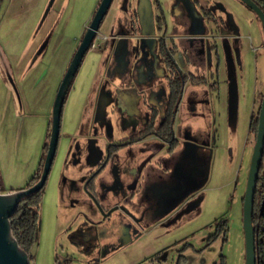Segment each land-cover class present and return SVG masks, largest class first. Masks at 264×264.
Returning <instances> with one entry per match:
<instances>
[{
    "label": "rangeland",
    "instance_id": "obj_1",
    "mask_svg": "<svg viewBox=\"0 0 264 264\" xmlns=\"http://www.w3.org/2000/svg\"><path fill=\"white\" fill-rule=\"evenodd\" d=\"M97 2L54 0L50 6L51 0H0V189L5 193L27 188L39 169L44 146L49 143L53 103L65 75L63 70L68 69V59L76 53ZM212 3L225 8V13L218 10L213 15L222 17L223 23L240 33L237 40L228 39L231 48L233 44L239 48L234 65L240 91L233 106L231 95L227 96L223 87L221 104L216 107L213 103L212 120L208 119L211 102L206 92H199L198 100L189 99L184 105L189 107L194 102L201 114L190 116L185 107L181 135L197 142L200 141L195 135L197 129L211 130L210 138L205 137L203 142L215 145L211 158L203 156L201 162L204 179L208 177L203 190L189 188L187 196L192 191L193 194L182 201L170 221L127 245L126 236L136 230L131 216L139 215L140 210L126 204L128 215L121 211V205L100 225L98 207L92 204L82 182L74 185L76 176L86 169L81 166L77 169L78 162L66 169V162L71 160L69 148L75 139L82 137L79 121L86 104L83 97L90 99L94 94V90H86L88 76L92 72L96 76L97 63L101 67L105 64V53L114 44L112 39L106 48L88 50L67 93L56 155L43 187L39 237L32 250L31 264H57V259L63 263L68 258L74 264H214L222 256L226 264H245L243 198L257 133V124L251 130V117L254 107L255 115L259 116L264 93V59L257 50L264 41V28L257 14L240 0H212ZM114 23L108 14L101 32L112 36V30H118ZM104 70L102 67L98 86L105 77ZM148 145L129 146L120 155L128 154V163L123 166L122 159L114 155L97 174L96 194L101 199L104 193L106 198L114 194L115 179L123 182V190L132 191L130 184L138 176L133 175L134 170L143 167L150 153ZM118 160L120 168L115 165ZM117 194L121 195V190ZM179 205L163 216L176 213ZM148 219L145 217L143 229L151 224ZM222 221L228 225L226 240L220 236L208 245L209 236ZM91 232L94 238L89 243L84 235Z\"/></svg>",
    "mask_w": 264,
    "mask_h": 264
},
{
    "label": "flooded vegetation",
    "instance_id": "obj_2",
    "mask_svg": "<svg viewBox=\"0 0 264 264\" xmlns=\"http://www.w3.org/2000/svg\"><path fill=\"white\" fill-rule=\"evenodd\" d=\"M180 1L182 4H179L183 5L186 9L192 10L194 8L192 1ZM197 2L200 3L202 9L201 2L198 0ZM122 8L130 10L128 5L122 6ZM221 18L215 17L213 14L210 17V20L216 25L214 29L215 35H213L216 38L213 41L216 40L218 45L215 47L211 45V41L206 35H193L189 37V27L186 29L185 34L174 37H177L179 41L178 48L181 47L182 42H188L191 47L195 45L199 46L197 48V55H199L203 47L208 44L209 49L213 47L217 50V55L224 57L225 64H228L230 68L228 77L230 75V93L232 102H234L237 96L234 55L235 52L239 51V48L236 47V44H233L234 48H231L228 39L234 37L237 40L239 36L236 29L233 26L232 28L231 25L223 23L224 21ZM131 21L130 23H126L127 28L125 26L118 27L119 34L117 35H106L99 29L89 47V49L94 50L101 49L105 47L109 40L114 39V45L106 56L103 74V77H105L100 81L99 86L97 84L94 91L92 118L88 120V124L82 125L80 131L82 137L81 139H75L71 144L69 148L71 160H68L65 164L68 170L71 164H75L76 162H78L77 169L79 166L86 169L84 173L80 175L76 174L77 179L73 182L75 185L80 180L89 195V199H92V204L98 207L99 219L97 221L100 222V225L102 221L110 218L115 210H119L121 205V211H125L128 215L129 212L124 206L126 204H131L140 210L139 215L133 214L131 216L136 230L134 233L132 229V233L126 236L127 242H134L139 237H142L143 234L152 231L155 227L166 224L178 213L179 210L177 209L181 206L182 201L193 194L192 192L191 195L187 196L189 188H192L189 184L194 185V183H187V174L189 172L182 160V156L188 147L196 149L199 145L208 144L203 141L205 137L210 138L211 132V130L208 132L197 129L195 135L198 136L200 141L194 142L192 139L189 140L187 137L181 135L180 128L182 123L178 124L177 122V114L180 111V104L188 83H208V78L199 74L194 75L181 66L182 55L177 51L178 48L176 46L172 47L168 41L173 37L167 35L146 37L145 39H152L150 41L151 45H149V54H151V57H149L148 52L145 51V47L139 42L145 36L142 34L143 30L135 12ZM229 26L232 28L231 31L227 29ZM130 29H132V32L129 35L123 33L125 31L128 32ZM98 35H102L103 38L97 40ZM122 37L126 39L120 42ZM134 39H138L136 45L133 44L132 40ZM95 40H97L98 45L93 47L92 44ZM183 59L187 60L185 57ZM191 60L192 62L196 61L197 65L206 67V59L202 54L197 57L192 56ZM186 63L189 62L186 61ZM144 69L147 70L150 77L145 75ZM132 82H134V87L128 88L127 85ZM122 96H128L131 99L132 111L135 116L130 133L128 134L125 132V124L117 116ZM98 105L105 106L106 114H102V110L98 109ZM139 144H149L148 149L150 153L146 156L143 167L135 169L134 173L132 172L133 175H138L135 182L130 184L129 188H132V191L127 192V190H123V182L115 179L113 186L114 194L106 198L107 194L104 193V199H101L96 194L95 178L97 174L104 170L114 155L117 157L116 154L121 149V151H124L129 146L132 147ZM98 146H100L101 152ZM129 157L126 154V161L123 162L128 163L127 158ZM192 158L194 159L189 161L192 163L193 167H191L197 170L199 167L197 157L193 156ZM118 161L115 165H118V168H120V160ZM79 170L82 171L83 169L80 168ZM167 170H172V174L166 172ZM153 184L155 187H153ZM187 184L189 188H187ZM119 190L122 192L121 195L117 194ZM175 204H180L176 208V213H169L163 216L167 212V209ZM145 217L149 218L148 220L149 222L151 221V224H149L148 228L143 229L142 224ZM227 226V223H225V228L220 233L221 235L217 234L219 230L217 228V231L209 236L208 245L220 236L226 240ZM139 228H142V232H139ZM91 238H94L92 232L89 235H84V239L89 240V243L91 242ZM222 261L226 264L224 256L214 264H221ZM63 263L74 264L71 258L65 259Z\"/></svg>",
    "mask_w": 264,
    "mask_h": 264
},
{
    "label": "crops",
    "instance_id": "obj_3",
    "mask_svg": "<svg viewBox=\"0 0 264 264\" xmlns=\"http://www.w3.org/2000/svg\"><path fill=\"white\" fill-rule=\"evenodd\" d=\"M100 1L101 0H98L97 4L95 5L91 18H93V15L95 14V12L97 10ZM190 1H192V3L194 4V8H192V10H188L183 5H180V4H182L180 0H114L108 14H110L112 21L114 20V22H116L117 18L121 15H124L123 13H125L124 8H122V6L128 5V7H130V9L135 12L136 17L138 18V22L141 26V29L143 30V36H145V37L140 39L139 42L141 43L142 46L145 47V51H147L148 54H149V49H150L149 45H151L150 41L152 39H145V38L148 36L150 37L151 35L149 32H152V31H154V34L157 36L167 35V36L173 37V38H170L168 40L169 44L172 47L176 46V48H178L179 41H178L177 37L175 38L174 36L185 34L186 28L189 27L190 28L189 30H191L192 32H195V34H198L199 32H203L202 34L206 35L210 39L211 45L213 47L217 46L218 42H216V40L213 41V39L216 38V37H213V35H215L214 29L216 28V25L213 23V21L210 20V17L212 16L213 12H216L218 10L225 13V8L220 4L216 5V3L215 4L212 3V0H206V1L205 0L204 1L198 0L201 2V5L203 6L201 9L200 3L197 2V0H190ZM202 2H203V4H202ZM90 20H92V19H90ZM89 22H91V21H89ZM87 25H89V23ZM85 30H86V27H85ZM237 34H238V36L240 35L239 32ZM208 38H206V39H208ZM111 40H109V41L111 42ZM137 40L138 39L132 40L133 44L136 45ZM109 41L106 43L105 47H103V48H106ZM213 47L211 49H209V46L207 44L206 46L203 47L201 53H199V55L202 54L204 56V58L206 59V67L203 65L200 66L199 64L197 65L196 61L192 62V60H191L192 56H196V57L199 56V55H197L198 54L197 48H199V46L195 45V46L191 47L190 43L182 42L181 47H179L177 49V51H179L180 54L187 59L186 61L190 63V64L186 63V61L183 59L184 57L181 56V66L186 71L191 72L194 75L199 74V75H202V76H205L208 78V83H200V84L199 83L198 84L188 83V85L184 91L183 99H182L181 104H180V106H181L180 111L177 114L178 124H181L183 121L185 107H186L190 116L201 114V112L197 111V109H196L197 107L194 105L195 104L194 102H192L189 107L184 106L185 103L189 99L195 98L198 100L200 98L199 94H198L199 92L200 93L202 91L206 92L208 94V99L211 102L210 105H208V119L209 120H212L214 118L213 103H214V105L216 104V107H217L222 102L221 93H222L224 86L226 88L225 90L227 92V96H229V94L231 95V93H230L231 88L229 85V77L227 79V73L229 74V72H230L229 65L225 64L224 57H220L219 55L216 54L217 50H215ZM257 50H258V53H260L264 59V41H263V44H261L259 47H257ZM209 52H210L211 56L209 55V59H208V53ZM105 54L108 55V52H106ZM73 55H74V53H72V55L69 57V59H68L69 63H70ZM148 56L151 57V54H149ZM102 60H101V62H102ZM102 67H104V69H105V64H102ZM102 67L99 65V63H97L96 67H95V72H97L96 76L94 75L93 72H92L91 76H88V85L86 88L87 91H89V90H90L89 92H93V90L95 91V87L98 84V78L102 72L101 71ZM66 69H67V67H66ZM66 69L63 70V75L65 74ZM234 70H235V78L237 79L236 80V94H237L240 91V83H239V80L237 77V69L235 68ZM144 71H145V75L150 77L147 70L144 69ZM98 73H99V75H98ZM224 73H225V78H224ZM90 83H91V86H90ZM93 84H94V86L92 87ZM258 84L259 83L256 81V90H255L256 95H257V91H258L257 90ZM127 87L128 88L134 87V82L128 84ZM92 95L93 96L90 99H89V97L86 99L83 97V102H84V104L85 103L86 104L84 105V108H82V110H83L82 111V117L80 118V121H79V122H82L81 123L82 125L88 124V120H90V118H92V111H93V105H94V102H93L94 101L93 100L94 94H92ZM255 100L256 99H254V102H255ZM120 101H121V103H120V108H119L117 116H118V119H120L121 122H123V124H125V129H126L125 132H126V134H128V133H130V130H131L130 128L133 125V121L135 119L134 112L132 111V106H131L132 102L128 96H122L120 98ZM92 102H93V104H92ZM190 107H191V109L189 110L188 108H190ZM198 108H199V110L201 109L200 106ZM212 110H213V113H212ZM254 111H255V107L253 108L252 116H253ZM181 118H182V120H181ZM251 121H252V117H251ZM214 147H215V145L213 143L212 144L208 143L206 145H199L196 147V149L194 147H188L186 149V151L183 153L182 160H183V162H184V164H185V166L189 172L187 174L188 175L187 176L188 177L187 183L188 184L190 182L194 183V185H192V188H191V189H193V191L194 190L197 191L198 189L200 191H202L204 188L203 187L204 182H205L204 180H206V182H208V177L206 179H204L205 178L204 177V168H203L204 166L202 165L201 162L203 161V158L206 155L208 156L209 159L211 158L212 154H214ZM252 147L253 146L251 145V150H252ZM189 151H191V153L194 154V156H197L198 160H200L199 161L200 166L197 168V170L192 169V167H193L192 163L188 161V159L191 158L188 155ZM122 161H123V159H122ZM190 163H191V165H190ZM249 166H250V162H249ZM166 172H168L169 174H172V170H167ZM158 173L161 174L162 172H158ZM208 174H209V170H208ZM209 178H210V176H209ZM197 181H198V183H197ZM154 184H153V187H155ZM188 184H187V188H189ZM127 244L130 245V244H132V242L128 241ZM33 248H34V246H33ZM33 248L31 249L32 255H33V253H32ZM34 258H35V255H34Z\"/></svg>",
    "mask_w": 264,
    "mask_h": 264
},
{
    "label": "water",
    "instance_id": "obj_4",
    "mask_svg": "<svg viewBox=\"0 0 264 264\" xmlns=\"http://www.w3.org/2000/svg\"><path fill=\"white\" fill-rule=\"evenodd\" d=\"M241 1L245 3L249 8H251L257 14L264 28V9L262 8V6H260L255 0H241ZM53 2L54 0H51L50 6L52 5ZM112 2L113 0H101L59 86L53 104L52 127L50 132V139H49L48 150L45 156L44 166L40 179L34 185L22 190H17L7 193L0 192V264H31L29 253L20 246L17 239L13 235L10 218L14 215V213L18 208V205L22 200H24L27 196L40 191L45 186L58 147L60 130H61L62 113H63V107L66 101L67 93L79 70V67L81 66V63L85 55L89 50V47L96 35V32L101 28V24L109 12ZM124 12H125L123 13L124 15L119 16L115 22L117 23L119 28L121 26H125L127 28L128 26H126V23L132 22L131 20H132V16L134 15V11L131 9L130 10L124 9ZM131 32L132 29L128 30V32L125 31L123 33H127L129 35V33ZM149 33L151 35L150 37L155 36L154 31ZM202 33L203 32H199L198 34H195V32H192L191 30L188 31L189 37H192L193 35H203ZM115 34L117 35L119 34V32L118 30L116 31L115 29H113L112 35ZM125 39H126L125 37H122L120 39V42L124 41ZM209 55L210 52L208 53V56ZM235 104H237L236 99L234 102H232L233 106H236ZM99 108L102 110L103 115L106 114L104 105L101 106L98 105V109ZM98 148L100 150V146H98ZM121 150L116 155L118 156V158L120 157V160L123 159V161H126V156H120L122 155V153L124 154V151ZM263 154H264V96L259 111L256 141L251 155L250 166L247 176L246 190L243 199V230L245 237V252H246L245 264H257L258 262V252H257L258 227H255L253 223V211H254V196L256 192L257 180L263 159ZM188 155L190 157L194 156V154H192L191 151H189ZM125 164L126 163L123 162V166ZM175 206H177V204L173 205L167 210L170 211Z\"/></svg>",
    "mask_w": 264,
    "mask_h": 264
},
{
    "label": "trees",
    "instance_id": "obj_5",
    "mask_svg": "<svg viewBox=\"0 0 264 264\" xmlns=\"http://www.w3.org/2000/svg\"><path fill=\"white\" fill-rule=\"evenodd\" d=\"M255 1H257L259 4H261V6L264 7V5L260 0H255ZM263 96L264 93H261V98H263ZM258 117L259 116H257V114L255 115V113H253L251 126H250L251 130H253L254 125L257 124L256 132L258 127ZM48 139H50V131L48 133ZM48 144L49 143L47 142L44 146V150H43L44 155L41 160L39 169L32 176L27 188L34 185L40 179L44 166L45 156L48 150ZM0 192L3 191L0 189ZM42 195H43V188L40 191L27 196L24 200L20 202L16 212L10 218L13 235L17 239L20 246L29 253L30 261L33 259V256L31 254V249L36 244L39 237L38 219H39V209L42 202ZM253 223L255 227H258L257 264H264V154H263L261 167L259 170L256 192L254 196ZM224 228H225V221H222L219 224L218 227L219 230L217 234H220ZM56 261L57 264H64V263H59L58 259ZM221 264H224V261H222Z\"/></svg>",
    "mask_w": 264,
    "mask_h": 264
},
{
    "label": "built area",
    "instance_id": "obj_6",
    "mask_svg": "<svg viewBox=\"0 0 264 264\" xmlns=\"http://www.w3.org/2000/svg\"><path fill=\"white\" fill-rule=\"evenodd\" d=\"M258 4H259V3H258ZM262 4L264 5V0H263V3H262ZM259 5L261 6V4H259ZM262 8L264 9L263 6H262ZM101 38H103L102 35H98L97 40H98V39H101ZM97 40H95V42L92 44L93 47H96V46L98 45Z\"/></svg>",
    "mask_w": 264,
    "mask_h": 264
},
{
    "label": "bare ground",
    "instance_id": "obj_7",
    "mask_svg": "<svg viewBox=\"0 0 264 264\" xmlns=\"http://www.w3.org/2000/svg\"><path fill=\"white\" fill-rule=\"evenodd\" d=\"M263 3V0H260ZM257 2V1H256ZM258 3V2H257Z\"/></svg>",
    "mask_w": 264,
    "mask_h": 264
}]
</instances>
